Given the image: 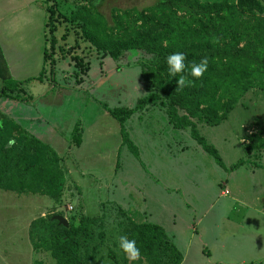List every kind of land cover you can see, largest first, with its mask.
<instances>
[{
	"label": "rangeland",
	"instance_id": "rangeland-1",
	"mask_svg": "<svg viewBox=\"0 0 264 264\" xmlns=\"http://www.w3.org/2000/svg\"><path fill=\"white\" fill-rule=\"evenodd\" d=\"M156 1L61 0L58 12L66 16L76 12L92 27L94 4L110 25L113 10H128L127 18L115 12L118 20L131 25L126 40L141 25L135 13ZM199 1L236 5L238 0ZM257 1L263 12L238 15L239 21L251 22L252 16L264 20V0ZM104 27L101 22L97 31ZM77 32L80 29L69 23L58 26V46L67 52L56 57L55 85L47 80L30 84L29 104L3 103L4 111L19 119L32 136L54 148L62 184L58 198L38 189L0 188V264H57L42 221L63 216L68 226H77L80 215L95 218L88 235L78 237L84 264H149L142 257L130 261L118 241L131 223L144 222L165 229L183 255L182 264H264V89L258 85L249 89L218 125L198 123L199 133L218 150L225 168L240 159L250 162L226 171L196 144L189 129L173 128L159 102L137 108V101L153 87L137 63L152 60L151 55L129 50L113 59ZM22 45L15 51L18 58L29 69L41 71L42 53L48 47L44 27L27 35ZM72 55L89 63L79 84L75 64L69 60ZM115 107L133 112L124 128L139 151L138 159L122 145L119 123L105 109ZM75 125L81 131L80 145L83 131L87 138L80 148L73 143ZM253 135L259 141L250 139ZM18 176L13 177L16 186Z\"/></svg>",
	"mask_w": 264,
	"mask_h": 264
},
{
	"label": "trees",
	"instance_id": "trees-1",
	"mask_svg": "<svg viewBox=\"0 0 264 264\" xmlns=\"http://www.w3.org/2000/svg\"><path fill=\"white\" fill-rule=\"evenodd\" d=\"M60 1L44 0L45 42L48 47L45 46L43 51L44 67L41 72L22 81L11 78L1 81L0 188L20 192L38 189L55 198L61 195L59 155L51 146L32 136L19 119L6 113L3 103L29 104L33 102L26 89L30 84L47 80L55 85L56 57L67 52L58 46L56 37L58 26L62 23L79 28V36L104 56L118 59L129 50H142L151 55L152 60L137 63L142 68L144 79L153 85L152 90L137 101V108L159 102L173 128L189 129L190 137L196 144L226 171H233L245 162L250 163L240 159L225 168L218 150L199 133L198 123L211 127L218 125L227 119L238 99L249 89L255 85L264 89V20L252 16L251 22L239 21L238 17L262 13L263 7L257 0H238L236 5L227 2L201 3L199 0H157L153 6L135 13L141 25L126 40L123 37L131 25L118 20L115 12L119 11L123 18H127L130 15L128 10H113L110 25L94 4L96 22L90 27L76 12L70 16L58 12ZM77 1L84 3L88 0ZM101 22L105 27L98 32ZM110 37L117 40L113 38L108 44L105 41H109ZM175 52H183L187 56L185 64L188 67L183 74L193 81L192 86L179 90L176 83L179 74L177 77L170 76L166 62V58ZM205 57L208 58V70L196 79L189 74L190 62L199 63ZM69 60L75 64L74 79L79 84L82 81L80 77L89 71V63L77 55L69 56ZM105 109L119 123L122 145L138 159L139 151L124 128L132 110L123 107ZM77 127L75 125L72 130L75 146L80 145L81 131ZM254 138L259 141L258 135L250 139ZM17 173L20 181L16 186L13 177ZM42 222L48 231L46 241L56 263L84 264L79 254L81 244L78 237L88 235L95 218L80 215L77 226L66 228L51 219ZM126 235L136 241L140 257L149 264H182L183 255L161 225L153 222L131 223ZM88 259L94 260L93 255ZM111 259L116 262L115 256Z\"/></svg>",
	"mask_w": 264,
	"mask_h": 264
},
{
	"label": "crops",
	"instance_id": "crops-1",
	"mask_svg": "<svg viewBox=\"0 0 264 264\" xmlns=\"http://www.w3.org/2000/svg\"><path fill=\"white\" fill-rule=\"evenodd\" d=\"M43 5L44 0H0V85L6 79L22 81L41 72L38 68L29 69L15 51L22 50L27 35H32L41 25L43 29L46 19ZM83 136L79 148L86 144L87 138Z\"/></svg>",
	"mask_w": 264,
	"mask_h": 264
},
{
	"label": "clouds",
	"instance_id": "clouds-1",
	"mask_svg": "<svg viewBox=\"0 0 264 264\" xmlns=\"http://www.w3.org/2000/svg\"><path fill=\"white\" fill-rule=\"evenodd\" d=\"M187 56L183 52H175L166 58L168 65L169 75L172 77H177V89H183L184 87H190L193 85V81L188 80L187 76L183 73L185 72L188 65L185 64ZM208 70V58H203L199 63L195 61L190 62V75L196 79H200L204 73ZM119 248L123 251L125 256L130 261H136L140 259V249L136 245L134 239L130 240L127 235H120L118 237Z\"/></svg>",
	"mask_w": 264,
	"mask_h": 264
},
{
	"label": "water",
	"instance_id": "water-1",
	"mask_svg": "<svg viewBox=\"0 0 264 264\" xmlns=\"http://www.w3.org/2000/svg\"><path fill=\"white\" fill-rule=\"evenodd\" d=\"M52 221H57L60 226L66 228L68 226L67 220L63 216H53Z\"/></svg>",
	"mask_w": 264,
	"mask_h": 264
}]
</instances>
